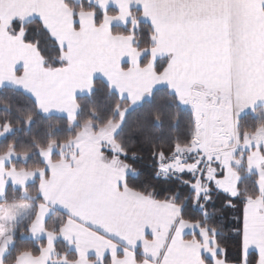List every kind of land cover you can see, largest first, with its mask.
I'll return each mask as SVG.
<instances>
[{
    "label": "snow or ice",
    "instance_id": "obj_1",
    "mask_svg": "<svg viewBox=\"0 0 264 264\" xmlns=\"http://www.w3.org/2000/svg\"><path fill=\"white\" fill-rule=\"evenodd\" d=\"M29 19L38 27L29 29ZM98 79L114 99L103 120L90 107L84 126L80 100L91 99ZM5 88L22 92L35 115H59L70 136L19 153L12 141L0 155V193L8 183L36 187L37 211L20 237L33 246L14 264H264V127L239 124L264 104V0H0ZM161 89L190 111L183 141L158 138V110L121 136L129 113ZM0 112L7 141L11 105ZM178 122L177 114L173 130ZM130 147L147 152L161 186H140L143 155ZM33 155L38 167H15ZM246 175L255 177L251 190L241 187ZM225 210L238 213L235 224ZM53 211L64 218L49 229ZM147 235L154 251L140 250ZM14 242L0 237V264Z\"/></svg>",
    "mask_w": 264,
    "mask_h": 264
},
{
    "label": "trees",
    "instance_id": "obj_2",
    "mask_svg": "<svg viewBox=\"0 0 264 264\" xmlns=\"http://www.w3.org/2000/svg\"><path fill=\"white\" fill-rule=\"evenodd\" d=\"M79 0H72V3L76 4ZM133 15H136L133 12ZM29 29H35L38 27L34 22L27 23ZM142 30H147V25L142 26ZM113 31L122 32L125 31L122 27H115ZM141 41L140 47L143 48L144 45L148 43L146 37L139 36ZM97 92L89 99L88 97H82L80 102L84 105V111L81 114L80 120L78 123L81 125H86L88 122L86 120V114L89 108H95L100 113L101 120L105 119L109 114V109L111 107L112 100L114 97H110L107 94L105 85L101 80L96 81ZM11 105V120L12 127L15 129L13 134L9 136L7 141L0 140V155L7 151L9 142L14 141L16 144V151L24 152L30 151L33 143L46 144L49 138L64 141L70 139L69 133L66 130V122L63 118L58 116H48L47 118L41 117L34 114V110L31 105V101L21 92H17L11 89H4L0 92V108L4 105ZM158 110L164 120L163 131L158 134V138L164 140L165 142H170L173 136H179L181 141L186 137L188 127L190 124V111L178 107L175 105L174 99L169 98L167 92L163 89L157 91L153 95V100L150 104H145L142 108L135 109L133 112L129 113L128 119L125 123L124 129H122L120 135L127 137V134L130 129H133L137 123H143L145 119L151 120L153 111ZM34 116L33 124L31 128H25L23 126V118L29 114ZM179 115V122L176 125V128L172 129V123L176 121V115ZM7 118L3 112H0V119ZM20 119V123H17V119ZM240 130L245 131L256 128V123L251 115L244 116L240 121ZM80 128H74L73 133L79 132ZM136 151L138 154L143 155V159L136 162L137 166L142 170V175L139 178L142 181V186L145 190H151L154 185L161 186L162 181H156L152 178L151 173L153 169L150 168L151 161L147 158V152L144 151L141 153L139 148L130 147V152ZM16 168H28L34 169L39 166L38 158L33 155L26 164H21L18 161H13ZM243 171V170H242ZM187 178V177H185ZM255 179L254 176H245L241 181L242 189L247 187L249 190L252 188V182ZM173 186L177 182H169ZM167 186V185H164ZM183 191V190H182ZM28 196L29 198L34 199L36 196V187L35 182L26 186L23 190H12L8 189L6 194V203H18L24 202L26 199L23 195ZM190 203V201H189ZM34 204H37V201L34 200ZM210 206V210H211ZM219 208V202L214 206ZM221 213L218 212L217 215ZM224 215L228 217V220L235 224V217L238 215L235 211L225 210ZM34 217V210L27 221L21 222L18 225H15L9 231V236H15V242L13 243L12 248L8 251V258L6 264H14L13 257L17 256L18 253H23L26 250L30 249L32 241L29 239H20L23 234L27 237V232L24 231L27 226L30 224ZM63 214L54 213L53 216L47 221V227L51 229L53 227V222H60L63 220ZM192 239L191 237L186 238V240ZM57 250L63 254L67 251L66 246L62 242H57ZM233 251L231 247V242H229V252ZM69 256H72V253H69ZM137 261H142V257Z\"/></svg>",
    "mask_w": 264,
    "mask_h": 264
},
{
    "label": "crops",
    "instance_id": "obj_3",
    "mask_svg": "<svg viewBox=\"0 0 264 264\" xmlns=\"http://www.w3.org/2000/svg\"><path fill=\"white\" fill-rule=\"evenodd\" d=\"M29 22H31V19H29L27 23H29ZM115 27H121V26L117 25ZM17 66L19 67V65H17ZM124 67L127 68V65H124ZM98 80H100V79H98ZM5 89L13 90L12 88H5ZM184 109L188 110L187 108H184ZM261 109H264V104H258L253 111H258V110H261ZM54 116L60 117L59 115H54ZM30 184H32V183L27 184V186L30 185ZM8 189L23 190L24 188H22L20 186H17V185H14L12 183H8L7 187L3 190L2 193H0V237H5V238H8V239H11V237L8 234L9 231L11 230V228L13 226H15V225L20 224L21 222L27 221L29 219V217L31 216V214H32V210H34V215H35L37 209H36V204H34V200L35 199L29 198L25 194L23 195V197L26 199L24 202L6 203V194H7ZM19 205H25L27 208H24V213L26 212L25 215H24V218L21 219L22 221L18 222V221H14L12 219V216H11L12 211L10 209H13L14 207H17ZM27 205L29 206V208H28ZM54 213H56V211H53L51 213V215L48 217V220L53 216ZM57 213H60V212H57ZM27 236H28V234H27ZM186 241L189 243L190 246L194 245L193 238L190 239V240H186ZM58 242H60V241H58ZM145 245L148 246V250L149 251H154V247H153L154 241H153V238H152L151 235H147V236L144 237V241H143V244H142V247H141L140 250H143ZM140 250H138V251H140ZM185 252H187V249H185ZM86 264H95V258L93 257V258L88 259L86 261ZM135 264H145V261L143 260V257H142V261H136Z\"/></svg>",
    "mask_w": 264,
    "mask_h": 264
},
{
    "label": "rangeland",
    "instance_id": "obj_4",
    "mask_svg": "<svg viewBox=\"0 0 264 264\" xmlns=\"http://www.w3.org/2000/svg\"><path fill=\"white\" fill-rule=\"evenodd\" d=\"M250 115L252 116V118L254 119V122L256 123V128L257 127H264V109H261V110H258V111H254V115H252V114H250ZM20 206H25V205H19L17 207H14L13 209H10L12 211V213L13 212L16 213L14 218H13L12 213H11L12 219L14 221H18L19 222V221H22L21 219L24 218V215L26 213V212L24 213V208H27V207L25 206V207L21 208ZM28 208H29V206H28Z\"/></svg>",
    "mask_w": 264,
    "mask_h": 264
}]
</instances>
